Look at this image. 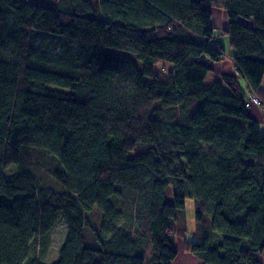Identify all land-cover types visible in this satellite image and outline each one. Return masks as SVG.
I'll list each match as a JSON object with an SVG mask.
<instances>
[{
	"label": "trees",
	"instance_id": "1",
	"mask_svg": "<svg viewBox=\"0 0 264 264\" xmlns=\"http://www.w3.org/2000/svg\"><path fill=\"white\" fill-rule=\"evenodd\" d=\"M223 1L234 68L264 108V0ZM209 4L0 0V264H144L148 246V264H173L186 199L200 241L180 250L264 263V135L235 79L204 86L223 57ZM39 33L55 53L32 47Z\"/></svg>",
	"mask_w": 264,
	"mask_h": 264
},
{
	"label": "rangeland",
	"instance_id": "2",
	"mask_svg": "<svg viewBox=\"0 0 264 264\" xmlns=\"http://www.w3.org/2000/svg\"><path fill=\"white\" fill-rule=\"evenodd\" d=\"M224 7V1L223 0H211V4H209V8L212 10V25L215 27L214 30V41H215V47H220L222 49L223 57H221L218 62H211L206 61V64L209 68H211L212 71H210L205 80H204V86L206 88H209L213 83H219L223 86V89L225 92H228L227 88L222 84L221 78L224 76H228V71H230L233 74L232 69L230 68L231 62H233L232 55L227 54L228 47V39L225 36H222L223 29L221 26H224L223 19L224 17V11L222 14L219 12V8ZM218 42V43H217ZM220 43V45H219ZM59 41L57 37H54L52 35H47L44 33H39L35 37L32 47L37 51H50V52H56L58 50ZM224 51V52H223ZM114 54L121 55L124 57H127L131 60V62L138 68H141V65L137 60L135 59V56L130 53L125 52H118L114 51ZM231 60V61H230ZM161 66H158V69L161 71ZM222 73V74H221ZM221 74V75H219ZM239 74V73H238ZM236 81L239 80L237 77L230 76ZM241 78V77H240ZM244 81V80H243ZM246 84V82L244 83ZM247 88V86H246ZM62 92H68L65 90H61ZM253 95V94H252ZM254 96V95H253ZM245 100L250 97V92H245ZM50 185L49 180L45 179V185ZM166 199L167 201L171 200V190L168 188L166 191ZM10 201L2 196H0V205H8ZM185 211L178 216V220L175 223V229L180 231L181 235L179 237V240L176 242L177 251H179L178 254V260L173 264H202L200 260L195 258L191 254H186L184 250H180V247L182 246L183 241L188 242H199L200 238L195 235V222H194V210H193V200L186 199L185 201ZM92 220L96 221V215H92ZM64 225L62 220L57 221V224L55 228L51 231L50 236L48 237V250L46 257H48V263H51L56 258V251L59 247L60 242L62 241L64 237ZM38 248V246H37ZM151 255V249L150 246L146 249V257L144 260V264H148L149 259ZM264 256V254H263Z\"/></svg>",
	"mask_w": 264,
	"mask_h": 264
},
{
	"label": "crops",
	"instance_id": "3",
	"mask_svg": "<svg viewBox=\"0 0 264 264\" xmlns=\"http://www.w3.org/2000/svg\"><path fill=\"white\" fill-rule=\"evenodd\" d=\"M223 11H224V7L222 8H219V12L221 14V19H222V14H223ZM224 19H223V23H224V26H221V28L223 29V33L221 34L222 36H225V31L227 30V20H226V15H225V12H224ZM213 20V18H212ZM214 27V26H213ZM214 30H215V27H214ZM215 38V36H214ZM228 39V37H227ZM218 43V42H217ZM214 44H215V41H214ZM220 45V43H219ZM221 47V46H220ZM228 49H227V54L229 55H233V51L229 45V42H228ZM224 52V51H223ZM231 61V60H230ZM230 68L232 69L233 71V74L228 71V76H233V77H237L239 78V80L237 81L238 84L240 85V87L242 88V90H244V92L247 91V88H246V84L245 81H243L244 79L243 78H240L239 74L237 73V71L235 70L234 68V63L231 62V66ZM222 74V73H221ZM219 74V75H221ZM225 76V73L223 74ZM260 89H261V92H263L264 94V76L262 78V82H261V86H260ZM246 112L248 114V116L254 121V123L258 126L259 130H260V133L262 135H264V108H261V107H257V106H250L249 108H246ZM263 254H264V251H263ZM264 264V263H263Z\"/></svg>",
	"mask_w": 264,
	"mask_h": 264
},
{
	"label": "built area",
	"instance_id": "4",
	"mask_svg": "<svg viewBox=\"0 0 264 264\" xmlns=\"http://www.w3.org/2000/svg\"><path fill=\"white\" fill-rule=\"evenodd\" d=\"M166 71H169L168 70V67L166 65H162L161 72H166ZM254 104H258V101H257L256 97L253 96V95H250L249 98H247L246 100H244V107H245V109L246 108H249L250 106H253Z\"/></svg>",
	"mask_w": 264,
	"mask_h": 264
},
{
	"label": "bare ground",
	"instance_id": "5",
	"mask_svg": "<svg viewBox=\"0 0 264 264\" xmlns=\"http://www.w3.org/2000/svg\"><path fill=\"white\" fill-rule=\"evenodd\" d=\"M247 91L248 92H250L249 90H248V88H247ZM253 93L252 92H250V95H252ZM254 95V94H253ZM257 99V98H256ZM257 101H258V104H254L253 106H257V107H261V108H263V106H261V104H260V102H259V100L257 99Z\"/></svg>",
	"mask_w": 264,
	"mask_h": 264
}]
</instances>
